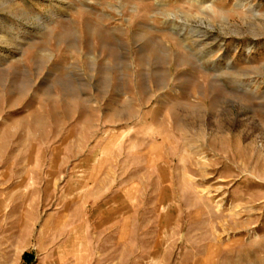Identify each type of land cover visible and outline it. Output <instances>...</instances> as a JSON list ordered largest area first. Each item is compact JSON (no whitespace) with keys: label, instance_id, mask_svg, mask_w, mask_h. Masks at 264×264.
Wrapping results in <instances>:
<instances>
[{"label":"rangeland","instance_id":"374dc122","mask_svg":"<svg viewBox=\"0 0 264 264\" xmlns=\"http://www.w3.org/2000/svg\"><path fill=\"white\" fill-rule=\"evenodd\" d=\"M0 264H264V0H0Z\"/></svg>","mask_w":264,"mask_h":264}]
</instances>
